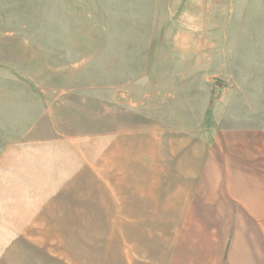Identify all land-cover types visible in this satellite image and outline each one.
<instances>
[{
  "label": "rangeland",
  "instance_id": "1",
  "mask_svg": "<svg viewBox=\"0 0 264 264\" xmlns=\"http://www.w3.org/2000/svg\"><path fill=\"white\" fill-rule=\"evenodd\" d=\"M37 103L50 122L35 128L89 141V171L99 170L95 143L110 157L112 134L128 128L163 137V124H192L212 143L214 130L264 126V0H0V154ZM136 167L154 192L160 164ZM88 191L87 219L72 221L87 225L0 227V264H163V212L112 226L113 205ZM233 207L229 222L188 219L173 230L187 249L223 242L236 262L253 253L264 264V208L251 218Z\"/></svg>",
  "mask_w": 264,
  "mask_h": 264
},
{
  "label": "crops",
  "instance_id": "2",
  "mask_svg": "<svg viewBox=\"0 0 264 264\" xmlns=\"http://www.w3.org/2000/svg\"><path fill=\"white\" fill-rule=\"evenodd\" d=\"M36 106V111L26 108L19 113L16 121L22 124L11 129L16 141L7 143L0 154V227L87 225L72 221L87 219L88 188H95V201L113 205L106 208L115 212L112 226H136L137 219L151 220L163 212V264H258L253 253L236 262L231 251L224 252L223 242L218 251L200 250L192 243L187 249L173 228L187 225L188 219H200L204 226L215 225L216 219L229 222L234 204H241L251 218L262 217V123L214 130L212 143L192 124L184 129L163 124V137L136 135L128 128L125 134H112L110 157L103 154V141L95 143L100 148L95 157L99 170L89 171V159H94L87 154L89 141L79 142V152L72 154L78 145L56 141L48 130L35 128L50 122ZM137 161L160 164L163 171L154 192L151 174L137 175ZM101 187L111 192L100 193ZM153 210L157 214L152 215ZM197 210L198 217L191 213Z\"/></svg>",
  "mask_w": 264,
  "mask_h": 264
}]
</instances>
